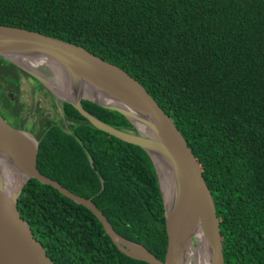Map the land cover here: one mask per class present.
Masks as SVG:
<instances>
[{
    "label": "trees",
    "instance_id": "obj_1",
    "mask_svg": "<svg viewBox=\"0 0 264 264\" xmlns=\"http://www.w3.org/2000/svg\"><path fill=\"white\" fill-rule=\"evenodd\" d=\"M0 25L77 44L136 79L201 167L224 264H264V0H0ZM24 76L0 56V109L19 129ZM82 104L136 131L118 112ZM63 110L59 121L43 114L35 129L39 171L91 199L119 235L163 261L164 206L150 157L71 104ZM18 205L55 264H148L121 253L88 208L51 185L29 180Z\"/></svg>",
    "mask_w": 264,
    "mask_h": 264
},
{
    "label": "water",
    "instance_id": "obj_2",
    "mask_svg": "<svg viewBox=\"0 0 264 264\" xmlns=\"http://www.w3.org/2000/svg\"><path fill=\"white\" fill-rule=\"evenodd\" d=\"M23 48L41 51L61 61L65 64L63 66L67 75L70 71L73 72V69L88 74L97 80L104 92L110 93L114 90H121L123 95L130 99V102L136 104L146 113L148 120L145 118L144 120L154 127L153 131H155L157 138V142L154 141V144H157L153 145V138L137 127L134 122V120H139L137 114H132L120 106L98 102L90 97L83 96L75 101L62 98L46 83L47 79L58 78L55 71L51 69L55 73V77L33 73L20 66L3 52ZM0 56L17 65L38 82L43 83L52 93L61 98L63 103L74 106L96 129L126 143L136 145L148 154L158 178L167 234V247L163 261L156 258L141 244L119 235L91 199L83 198L71 192L59 182L39 171L37 166L39 140L36 135L29 130L14 127L0 115V140L6 141L12 147L16 157L21 155L25 157L28 166L23 182L12 193L6 189L5 183L0 184V264H55L42 243L35 237L29 223L22 217L19 210V198L25 185L31 179H36L42 184L51 185L64 196L88 208L101 223L105 233L121 253L129 258L148 264H181L176 261V234L186 215L191 210L198 211L200 224L207 230L210 240L211 253L208 264H224L219 219L210 190L202 175L201 167L173 121L136 79L118 66L90 53L82 46L24 28L0 25ZM83 100H89L98 106L118 112L133 125L136 131L121 130L102 122L85 110L82 104ZM136 106L134 107L136 108ZM155 149H161L167 155L177 181V188L175 186L173 188L172 181L169 182L171 185V189L168 190L171 197L169 207L166 204L154 159L155 156L158 158L164 157L160 152L153 154L151 151Z\"/></svg>",
    "mask_w": 264,
    "mask_h": 264
},
{
    "label": "bare ground",
    "instance_id": "obj_3",
    "mask_svg": "<svg viewBox=\"0 0 264 264\" xmlns=\"http://www.w3.org/2000/svg\"><path fill=\"white\" fill-rule=\"evenodd\" d=\"M3 52L20 66L33 73L42 75L39 72V68L41 67H47L55 71L58 78L47 79L46 83L62 98L75 101L83 96L90 97L98 102L120 106L132 114H137L139 120H134L137 127L153 138V145L157 144H154V141L157 142L155 131H153L154 127L151 123L147 124L144 120V118L148 120L146 113L136 106V104L130 102V99L125 97L121 90H114L110 93L104 92L97 80L76 69H73V72L70 71L67 75L63 66L65 65L64 63L52 58L49 54L35 49L23 48ZM151 152L153 154L160 152L164 157L158 158L155 156L154 159L158 168L166 204L169 207L171 205V197L168 193V190L171 189L169 182L172 181L173 188L174 186L177 188L175 174L171 164H169V158L161 149H155ZM15 155L12 147L6 141L0 140V184L5 183L6 189L10 193L21 185L28 167L25 157L22 155L16 157ZM193 237L198 242L197 246H194L192 243ZM210 249L209 235L207 230L200 224V214L198 211L191 210L181 222L178 233L176 234V261L181 264H208L210 261Z\"/></svg>",
    "mask_w": 264,
    "mask_h": 264
},
{
    "label": "rangeland",
    "instance_id": "obj_4",
    "mask_svg": "<svg viewBox=\"0 0 264 264\" xmlns=\"http://www.w3.org/2000/svg\"><path fill=\"white\" fill-rule=\"evenodd\" d=\"M39 72L47 77L56 76L51 69L46 67L39 68ZM29 77L24 76L22 78V93L19 101L24 104L23 120L26 124V130L35 134V129L40 125L39 122L43 114L50 119L59 121L64 115V110L61 98L52 93L43 83L37 82L31 78L32 76ZM39 84H42V87H39ZM0 115L7 118L11 124L14 123L9 114L4 113L2 109H0ZM192 243L194 246L198 245L196 238H192Z\"/></svg>",
    "mask_w": 264,
    "mask_h": 264
},
{
    "label": "flooded vegetation",
    "instance_id": "obj_5",
    "mask_svg": "<svg viewBox=\"0 0 264 264\" xmlns=\"http://www.w3.org/2000/svg\"><path fill=\"white\" fill-rule=\"evenodd\" d=\"M23 116V115H22ZM8 121V120H7ZM9 122V121H8ZM10 123V122H9ZM11 124V123H10Z\"/></svg>",
    "mask_w": 264,
    "mask_h": 264
}]
</instances>
